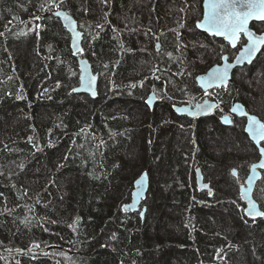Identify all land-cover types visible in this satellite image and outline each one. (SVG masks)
<instances>
[{"label": "trees", "instance_id": "1", "mask_svg": "<svg viewBox=\"0 0 264 264\" xmlns=\"http://www.w3.org/2000/svg\"><path fill=\"white\" fill-rule=\"evenodd\" d=\"M47 2L0 0V250L39 245L25 254L0 252V264H133L135 258L137 264H165L168 246L149 247L140 213L121 210L134 190L121 171L140 132L150 161L164 151L155 147L157 128L142 129V117L131 109L147 111L153 90L183 101V95H173L210 64V54L199 52L207 37L188 32L199 0H64L60 9L83 33L82 56L101 79L99 98L86 103H80L85 95L73 92L80 85V67L72 38L54 16L55 7L40 10ZM137 7L148 12L147 21ZM35 24L41 25L39 36L29 31ZM145 45L148 53L140 51ZM201 57L203 65H192ZM168 112L151 115L160 131L171 117ZM181 131L169 136L172 145L166 151L181 167L177 180L171 168L166 174L167 185L177 181L182 195L185 238L177 246L186 257L178 264H251L248 255L264 264V218L253 222L241 208L240 224L255 239L234 243V225L207 213L217 204L237 205L238 198L214 197L200 204L192 194V164L197 161L207 171L215 157L200 156L186 140L190 132ZM153 251L162 258L149 259Z\"/></svg>", "mask_w": 264, "mask_h": 264}, {"label": "rangeland", "instance_id": "2", "mask_svg": "<svg viewBox=\"0 0 264 264\" xmlns=\"http://www.w3.org/2000/svg\"><path fill=\"white\" fill-rule=\"evenodd\" d=\"M98 1V0H96ZM83 0H80V4H82ZM155 3L158 2V0H154ZM136 13H140L141 16L145 17L146 21L149 16H147L148 12L144 11L143 8L137 7L135 10ZM147 16V17H146ZM221 45V48L223 49V45ZM143 49L144 50L143 52ZM147 46L145 45L142 47V50H140L142 53H148ZM147 51V52H146ZM200 52V55L203 53V57L205 56L206 52ZM208 55V54H207ZM144 57L146 58L145 61H149V56L144 54ZM201 57V59L194 58V61L192 63L199 66L204 64L203 61L205 58ZM260 64H264V55L259 59ZM191 65V66H192ZM194 68V66H193ZM197 68V67H196ZM191 70L192 67H190ZM189 71V70H188ZM259 71V70H257ZM261 71L256 72L257 74H254L255 76H259ZM250 70L244 71L240 85L245 86L247 88L245 92L248 94H254L255 91L259 88L260 91L262 88H264V84L260 85L257 82L258 79L254 80L255 78H250ZM257 82V83H256ZM264 83V82H263ZM258 86V87H257ZM100 85H99V91H100ZM100 94V93H99ZM254 96V95H253ZM99 98V96H98ZM92 100L91 97L86 96V98H82L79 102L80 103H86L87 101ZM259 103L262 105V109H264V95L262 94L259 98ZM75 104H78L76 102ZM133 104H136L133 103ZM86 107H81V109H85ZM132 112L136 115H140L142 117L141 126L142 129L147 126L155 127L157 128L156 133V140H155V147H163L164 151L161 153V155L152 162L150 161L149 156L146 154V146L143 144L142 141V135L143 132H140L138 134L141 136H137V142L130 148L128 153L126 154V158L124 159V162L122 164V176L124 180L133 182L135 184V181L148 170H151V189L146 197L143 207L147 208L146 216L143 220V231H144V238L146 239V242L149 247L154 246L156 243L160 242L168 247H166V250L163 251L164 256L166 258L165 264H178L186 257L185 254L182 253V251L178 248L177 244H181L185 238L184 231L180 224V216H181V205L179 203V198L182 196L180 193V187L177 181L173 185H167V177L166 174H168L167 169L171 168L170 174L173 175L176 180L178 179V170L181 169L180 165H176L177 163L175 160H169L168 156L166 154V151H168V148L172 145V140L170 137H174V134H176L178 131H181L178 128V125L175 124L174 118L170 117L166 121V127H163L160 131L158 128V125L156 124L155 118H151L150 114L147 111H143V108H132ZM85 111V110H84ZM139 113V114H138ZM174 124V126H173ZM186 140L191 142L193 140V137L190 136L185 132ZM238 132L233 133L229 130V132L225 134H215L214 138L211 139L213 141V145L209 148L203 147L204 144H201L202 141L200 140V156H205L207 153L210 152L211 156L215 157V162H211L213 165H209L207 167V178L208 181L212 184H215L216 186L223 187L220 192H218L219 198L224 197V199L230 198L233 200L236 197V191L233 189L232 185L228 181V174H227V168H232L234 166H237V162L241 161L239 152L241 149H243L242 144L237 141L238 138ZM191 137V138H190ZM163 141H165L163 143ZM184 143V142H183ZM205 143V142H203ZM241 147V148H240ZM213 161V160H212ZM171 162V163H170ZM239 165V164H238ZM178 166V167H177ZM177 168V169H176ZM227 174V175H226ZM197 176V173H196ZM192 177H190V184ZM224 188H227V192L225 194L221 193L224 191ZM184 189V188H183ZM182 190V188H181ZM228 195V196H227ZM261 200L264 201V192L259 195ZM226 201V200H224ZM229 201V199H228ZM264 203V202H263ZM241 208L237 205H231L228 203H225L224 205L217 204L215 205V208L212 209V211L208 212L207 214L212 215L213 220H218L221 223L228 224L229 221L234 225V228L232 229V240H234V243L241 244L245 241H249V239H255L252 237L250 232H248V229L245 226V224H240L242 221V211H240ZM206 214V215H207ZM216 218V219H215ZM230 225V224H229ZM228 226V225H227ZM253 228V227H252ZM253 230V229H250ZM250 235V236H249ZM264 238V237H263ZM149 257V259L158 260V257L162 258V254L158 253L157 251L152 253ZM161 254V255H159ZM250 261H252L251 264H258L261 261L254 259L255 257H250ZM159 258V259H160ZM255 260V262L253 261ZM262 261H264V258H262Z\"/></svg>", "mask_w": 264, "mask_h": 264}, {"label": "flooded vegetation", "instance_id": "3", "mask_svg": "<svg viewBox=\"0 0 264 264\" xmlns=\"http://www.w3.org/2000/svg\"><path fill=\"white\" fill-rule=\"evenodd\" d=\"M183 1L187 3L189 2L190 4V1L193 0ZM203 6L204 0H199V9L197 11L196 19L194 15L193 22L188 21L187 25H189L190 27L188 32H194L207 37L208 40H205L202 46L199 47V50L201 52H206L205 56L207 54H210V58L208 59L210 61L209 66L206 68V70L199 72L194 77V79H191L192 84L190 86L188 85L185 87H181L182 91L176 92V94L173 95L179 98H181L183 95L184 100L181 102H178V99H172L171 95L162 96L158 94L155 90H153L147 97L146 101L152 94L156 95V101L153 108H151L149 104L146 103L147 112L151 116L155 113H167L169 111L170 116L174 118L175 124L178 125V128L180 130H186L190 132L191 136L193 137L192 144L194 145V148H198V154H200L201 150L199 145L200 140L202 141L201 144H204L203 147L209 148L213 145V141H211V139L214 138L215 134H225L229 132V130L232 131L234 134L237 132L239 133L237 136V141L242 144L243 149L238 152L240 158L245 159H241V161L237 162L239 165L237 164V166L227 168V174L229 176V183L236 191V197L234 199L238 198L237 206L243 209L247 206L244 200L241 198V194L243 190L247 187V180L249 178V175L251 174L253 166L259 164L260 160L262 159V157L260 156L259 148L264 147V141L260 142L259 147L257 146V144L252 140L251 136L246 130L248 126V117L246 115L239 116L238 114L233 113V106L235 101L242 104L249 115L258 117L260 121L264 123V109L261 108L262 105L261 103H259L260 96L262 94L264 95V88H262L261 91L258 88L257 91L254 92V94H248L247 92H245L248 86L246 88L245 86L240 85V83H242L241 77L244 71L246 70H250V78L253 79L257 77L254 80L258 79V81L256 80L257 82L261 81L260 83H258L259 86L264 84V64L258 65L259 59L264 55V49L252 65H245L236 69L233 72L231 81L229 82V84H227L226 87H215L212 90L204 91L201 87H199L197 83V77L201 74L207 73L214 66L223 64V60H221L220 58L222 55L227 56L228 62L232 63L242 50L243 43H239L236 48H232L224 39L212 37L207 33L200 31L197 27V24L203 19ZM262 23L264 22H252L250 24V29L259 35L261 34V32H264V28H261ZM241 41H246V37H244L243 34L241 35ZM156 43L157 48L160 49V37H157ZM220 44L223 45V49L221 48ZM257 70L261 72L259 76L254 77V74H257L256 72H259ZM205 101H209L214 104V110L209 115L192 118L188 115H181L180 113H178V107L188 106L194 109L197 105H201ZM192 166V194L198 199L200 204L205 205V203L208 202L210 198L213 199L214 197H218V199H220L218 192H220L223 187H221L220 189V187L210 183L208 181L206 171L198 164L197 161H194ZM199 168L202 170L204 181L206 183H209L210 185L212 195H209V191H201L198 187L196 173L197 169ZM233 170H235L236 176H233ZM147 172L149 173L150 177L151 189V170H148ZM261 172V179L255 187L253 196L254 199L260 204L261 209L264 210L261 204L262 202L259 201V195L264 192V170H262ZM225 192H227V188H224V191H222L221 193L225 194ZM221 198L224 199V197Z\"/></svg>", "mask_w": 264, "mask_h": 264}, {"label": "snow or ice", "instance_id": "4", "mask_svg": "<svg viewBox=\"0 0 264 264\" xmlns=\"http://www.w3.org/2000/svg\"><path fill=\"white\" fill-rule=\"evenodd\" d=\"M64 3V0H48L47 4H41V11L51 12L53 7L59 9L60 6ZM205 11L203 13V19L197 24L198 28L204 29L211 33L214 36L223 37L225 41L232 47L236 48L237 44L243 43L242 50L240 51V55L236 57L237 62H243L245 59L247 62L251 63L253 57H255L256 53L261 51V48H264V32L257 35L256 32L249 28L250 21H258L264 22V0H205L204 4ZM57 17H62L65 21H69L72 24V27L69 29L73 31V48L77 49V38L80 37L79 32H75L74 25L75 22L71 21V18L61 11H55L54 13ZM42 17L34 16L33 19L38 21ZM67 26V25H66ZM41 25L35 24L33 28L29 29V31L36 32V35L39 36V29ZM183 27V25H181ZM261 28H264V23L261 24ZM26 35L27 33H21ZM243 34L246 37V41H241V35ZM3 35V33H0ZM82 51V49H79ZM171 56V53H169ZM221 60L227 61V56H221ZM231 67L230 64H225L223 68L217 67L213 69L209 74V81L217 86H227L228 81V70ZM95 76L88 75L87 77L81 74V82L84 86L88 88L93 97L96 96V91L94 90V82ZM159 79V77H157ZM198 79H203L198 78ZM57 86H59V82H57ZM140 86L143 87V82L140 83ZM131 87L135 88L136 85L133 84ZM45 93L47 89L44 90ZM78 91V89H73V92ZM43 95V93H42ZM17 99H23V97L18 96ZM153 97H149L146 101L147 104L152 103ZM211 105H197L196 111L191 113L193 116L198 115L200 113L206 112ZM236 109L234 108L233 111ZM183 111V110H181ZM252 140L259 147L260 142L264 141V123H261L255 116L248 117V126L246 129ZM32 138H29L31 141ZM33 147H37L36 144H33ZM260 156L262 159L260 160L259 165H254L253 170L256 167L264 168V147L259 148ZM67 159V157H65ZM21 167H23L21 165ZM233 176H236L235 170H233ZM147 178V173H143L138 180L135 181V184L138 189L142 188L143 182ZM251 180L249 177V189L244 190L241 194V198H247V207L243 208L242 211L245 217L250 218L253 222H255L257 217L264 218V210H261L255 200L249 196V192L251 190ZM139 191L133 194V201L135 202L136 197L139 195ZM3 194L0 193V196ZM209 195H212L211 191H209ZM133 207V205H124L122 206V211L127 212L129 209ZM143 216V213H140ZM247 222V220H245ZM35 247H39V245H35Z\"/></svg>", "mask_w": 264, "mask_h": 264}, {"label": "water", "instance_id": "5", "mask_svg": "<svg viewBox=\"0 0 264 264\" xmlns=\"http://www.w3.org/2000/svg\"><path fill=\"white\" fill-rule=\"evenodd\" d=\"M204 4H205V0H204ZM204 7V6H203ZM55 11H61L63 13H66L70 18H71V21H74L75 22V25H74V30L75 32H79L81 35L80 37L77 38V44H78V48L77 49H74L73 48V31H70L69 29L72 27V24L71 22L69 21H65L62 17H57L55 16L56 18H58L60 20V22L62 23V25L64 26V28L67 30V32L70 34L71 38H72V41H71V48H72V51H73V54L78 57V62H79V67H80V85L79 87L77 88L78 91L74 92L75 94L77 95H85V96H89L91 97L92 100H96L99 96V85H100V76L98 74L95 73L94 71V68H93V65L92 63L90 62V60L87 58V57H84L82 56L84 54V47H83V33L80 31L79 29V25H78V22L77 20L70 14L68 13L67 11L63 10V9H57L55 8ZM54 11V13H55ZM204 11H205V8H204ZM202 21V20H201ZM254 22V21H250L249 22V28H250V24ZM258 22V21H257ZM67 25V26H66ZM200 31L204 32V33H207L208 35L212 36V37H216V38H219V39H223V37H220V36H214L212 35L211 33H209L208 31L204 30V29H201V28H198ZM257 34V33H256ZM258 35V34H257ZM238 45V44H237ZM79 49H82V51H79ZM264 48H261V51L256 53L255 57H253L252 59V62L249 63L247 62V60L245 59L243 62H237V60L235 59L232 63H229L228 60L227 61H224L223 60V64L221 65H216L214 66L213 68H211L207 73L205 74H201L197 77V83L199 85V87H201L204 91H208V90H212L214 89L215 87H222V86H217L216 84H213L209 81V77H208V74L215 68L217 67H221L223 68V66L225 64H230L231 67L229 68L228 70V81H227V84H229V82L231 81L232 79V75H233V72L240 68V67H243L245 65H252L255 60L258 58V56L261 54L262 50ZM240 55V53L238 54V56ZM83 74L87 77L88 75H91V76H95V82H94V90L96 91V96L93 97L91 95V92L88 90V88L86 86H84L81 82V74ZM203 78V79H198V78ZM151 97H153L152 99V103L149 105L151 108L154 107V104H155V101H156V95L155 94H152ZM204 104H208V105H211L212 107H210L206 112H203V113H200L198 115H195L193 116L191 113L195 112L196 111V108L192 109L191 107H188V106H181V107H178V113H180L181 115H188L190 117H199V116H206V115H209L213 112L214 110V104L209 102V101H205L204 103H202L201 105H204ZM236 109L235 111H233V113L235 114H238L239 116H244L246 115L247 117H250L252 115H249L246 110H245V107L238 103V102H234V106H233V109ZM183 110V111H181ZM256 117V116H255ZM259 121L260 119L258 117H256ZM261 122V121H260ZM262 123V122H261ZM248 132V131H247ZM249 134V132H248ZM250 135V134H249ZM256 165H259V164H256ZM262 170H264V168H261V167H256L255 170H253L252 168V171H251V174L249 175V177L252 178L251 180V190L249 192V196H251V198L253 200L254 199V190H255V187L257 185V183L260 181L261 179V175H262ZM144 173H147V178L145 179V181L143 182V185H142V188L138 189L136 184H134V190H133V193H132V198H131V201L127 204V205H133V207H131L129 209V211L131 213H143V216H141L142 219L145 218L146 216V213H147V208L146 207H143V204H144V201L146 199V197L148 196V193H149V189H150V177H149V173L148 172H144ZM140 178V177H139ZM138 178V179H139ZM137 179V180H138ZM197 184H198V187L201 191H211L210 189V185L209 183H206L204 181V176L202 174V170L199 168L197 169ZM249 184H250V181H249V178L247 180V187L244 189V190H247L249 189ZM243 190V191H244ZM139 191V195L136 197V200L135 202L133 201V194L135 192ZM244 202L246 203V206H247V198H244L243 199ZM256 201V200H255ZM257 203V206L261 209V206L260 204L256 201ZM262 210V209H261ZM262 218L260 217H257L256 220H260ZM33 250H38V248H31V249H28V250H19V251H8V250H0V252H2L3 254L5 255H19V254H25L27 252H30V251H33ZM138 263V260L135 258L133 260V264H137Z\"/></svg>", "mask_w": 264, "mask_h": 264}]
</instances>
